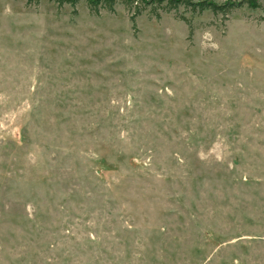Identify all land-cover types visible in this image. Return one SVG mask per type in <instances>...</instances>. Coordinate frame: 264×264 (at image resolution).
<instances>
[{
  "label": "rangeland",
  "instance_id": "374dc122",
  "mask_svg": "<svg viewBox=\"0 0 264 264\" xmlns=\"http://www.w3.org/2000/svg\"><path fill=\"white\" fill-rule=\"evenodd\" d=\"M0 264H264V9L0 0Z\"/></svg>",
  "mask_w": 264,
  "mask_h": 264
},
{
  "label": "trees",
  "instance_id": "16d2710c",
  "mask_svg": "<svg viewBox=\"0 0 264 264\" xmlns=\"http://www.w3.org/2000/svg\"><path fill=\"white\" fill-rule=\"evenodd\" d=\"M41 0H28L33 4H39ZM59 7L68 5L76 8L84 1L90 11L99 14L101 9L113 11L118 3L123 4L128 13H131L132 21L144 12L156 19L163 14L173 12L175 17L184 21L188 26L193 27L195 15L210 11L214 16L221 15L227 18L236 9L247 6L251 9H264V0H50Z\"/></svg>",
  "mask_w": 264,
  "mask_h": 264
}]
</instances>
